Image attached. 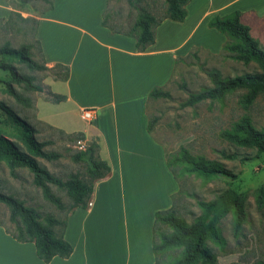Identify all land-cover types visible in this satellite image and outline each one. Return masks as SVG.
Here are the masks:
<instances>
[{"label":"crops","instance_id":"obj_1","mask_svg":"<svg viewBox=\"0 0 264 264\" xmlns=\"http://www.w3.org/2000/svg\"><path fill=\"white\" fill-rule=\"evenodd\" d=\"M110 0H54V8L35 16L36 39L46 66L69 67L67 81H46L60 103H36L37 119L66 134L84 133L96 141L111 173L96 182L88 209L69 215L65 239L68 259L50 264H157L154 224L158 211L169 210L179 193L164 147L148 131V102L155 88H165L177 61L192 50L218 54L225 35L208 27L215 15L240 10L250 26L264 22V0H192L184 22L166 19L156 29V43L139 52L137 39L103 26ZM14 11L0 0V18ZM93 110L95 122L77 127L76 114ZM84 120V119H83ZM0 264H46L34 243H20L0 226Z\"/></svg>","mask_w":264,"mask_h":264},{"label":"rangeland","instance_id":"obj_2","mask_svg":"<svg viewBox=\"0 0 264 264\" xmlns=\"http://www.w3.org/2000/svg\"><path fill=\"white\" fill-rule=\"evenodd\" d=\"M7 1H10L13 9L20 12L24 18H35L46 7L44 2L38 0ZM166 9L165 0H110L107 14L110 17V25L131 32L142 11L146 10L156 18H161ZM16 22L18 24L14 27L0 23V48L6 44L13 49L31 45L33 59L44 64L34 37L33 25L21 24L20 20ZM252 35L264 50L263 21L254 24ZM233 56L225 50L214 54L209 50L196 48L185 58L179 59L172 80L163 88L169 92L170 97L151 98L148 102V115L150 120L156 119L151 133L164 147L168 160L173 161L185 149L194 157L223 164L237 176L236 179L226 176L204 179L186 172L183 165L174 164L172 169L176 173L180 191L175 199L176 214L191 224L202 213L200 202L215 200L229 187L244 194L247 219L242 230L236 233L235 215L231 212L219 224L225 244L217 245L209 242L208 245L217 255V264H259L264 263V204L260 206L258 203V191L264 188V155H258L256 149L240 147L223 139L222 133L231 131L244 117H249L256 129L263 130L264 94L247 109L240 103L246 94L244 90L230 93L221 100H206L192 107H182L191 94L214 86L209 76L212 70L220 71L225 79L260 71L256 63L244 64ZM1 60L0 58V102L5 103L21 119L37 129L38 133L35 137L39 142H50L45 148L46 151L61 154V158L57 161L38 159L40 165L63 181L69 180L74 174L87 178L88 161L77 159V155L85 151L78 148L80 141H77L76 137L62 136L37 119L36 103L49 100L51 91L46 81L54 78L53 72L31 70L17 60L12 63L21 74L32 76L35 84L44 88L42 93H38L27 91L21 85H13L17 92L31 101V106L28 107L3 92L11 73L1 67ZM74 123L77 127L94 126L83 120L79 114H76ZM0 131L11 134L19 131L1 109ZM228 156H234L235 159H230ZM51 189L63 200L66 207H69L71 199L66 190L56 186H51ZM0 192L12 195L22 201L26 207L35 209L40 215V220L45 224L51 216L65 218V213L46 199L43 189L34 184L33 175L26 169L12 173L4 163H0ZM21 221V218H18V223L14 221L11 217V209L0 204V223L11 232L17 233ZM164 232L170 233L171 230L164 226ZM157 241L160 243V237ZM181 253V248L162 252L160 264H174Z\"/></svg>","mask_w":264,"mask_h":264},{"label":"trees","instance_id":"obj_3","mask_svg":"<svg viewBox=\"0 0 264 264\" xmlns=\"http://www.w3.org/2000/svg\"><path fill=\"white\" fill-rule=\"evenodd\" d=\"M38 1L46 4V7L39 14H45L54 8V0ZM191 1L165 0L167 9L161 18H156L146 10L142 11L131 32H125L110 25V17L106 11L103 26L109 28L113 33L135 37L138 51L144 52L156 43V29L164 20L170 19L176 22L186 20L188 16L187 5ZM242 17L243 13L240 10L226 16L215 15L208 21V27L226 36L227 42L223 46V50L232 53L237 61L244 64L256 63L260 71L225 79L220 71L212 70L209 72V76L214 86L199 93L191 94L188 100L182 104V107H192L206 100H221L230 93L244 90L246 94L240 103L247 109L260 95L264 94V50L260 47L259 41L253 37L250 26L243 22ZM16 20H20L21 24L33 25L34 37L39 45L44 64L33 59V47L31 45L13 49L9 44H6L0 48L1 67L11 73V77L6 82L7 87L3 92L13 97L18 103L29 107L31 101L17 92L13 85H21L27 91L38 93H42L44 88L35 84L32 76L21 74L12 64L15 60L25 64L31 70L51 71L54 79L62 81L69 79L70 69L62 64H57L52 68L46 66L40 42L36 39L38 19L34 17L24 18L20 12L14 10L7 19H0V23L3 22L4 25L14 27L18 24ZM169 97V92L163 88H155L150 93V99ZM65 99L64 96L50 92L49 100L54 103H60ZM0 109L19 128L16 134L0 131V163H4L12 173L16 170H28L33 175L34 184L43 189L46 199L65 213L64 219L51 216L45 224L40 220V215L35 209L26 207L22 201L12 195L0 192V204L11 209L12 219L16 222L18 218L22 219L18 224L17 233L11 232L2 223L0 225L18 242L34 243L37 256L44 263L50 264L55 257L68 259L74 252L72 245L65 239L69 215L77 208H89L96 182L108 177L111 173V167L101 159L99 144L96 141H91L88 142L86 150L77 155V159L88 161V177L81 178L80 175L74 174L69 180L63 181L53 175L46 167H42L38 161V159L57 161L61 158V154L46 151L45 148L50 142H39L35 137L38 133L37 129L26 120L21 119L5 103L0 102ZM155 121L156 119L149 121L148 131L150 133ZM58 132L64 137H76L77 141H86L84 133L66 134L61 130ZM222 138L240 147L256 149L258 155H264V129H256L249 117L242 118L231 131L223 132ZM228 158L235 159L234 156H228ZM174 164L183 165L186 172L204 179L219 176L237 178L236 174L223 164L208 161L202 157H194L185 149L173 161L167 159L168 168L177 180L176 173L172 169ZM51 186L66 190L71 199L69 207H66L63 200L52 192ZM177 195L173 198L171 209L158 211L155 214L154 253L157 264L161 263V253L173 248L182 249L180 258L174 264H217V255L208 243L225 244L219 224L231 212L235 215L236 233L242 230L247 219L246 196L229 187L215 200L200 202L201 215L193 223L188 224L185 219L176 214L174 206ZM258 203L260 206L264 204V188H260L258 191ZM164 226H167L171 232H164ZM158 237H160V243L157 241Z\"/></svg>","mask_w":264,"mask_h":264},{"label":"built area","instance_id":"obj_4","mask_svg":"<svg viewBox=\"0 0 264 264\" xmlns=\"http://www.w3.org/2000/svg\"><path fill=\"white\" fill-rule=\"evenodd\" d=\"M83 119L87 122H95V114L93 110L87 109L83 111ZM79 149L80 150H86L87 142L86 141H80L79 143Z\"/></svg>","mask_w":264,"mask_h":264}]
</instances>
